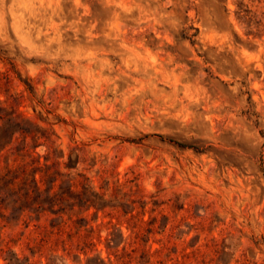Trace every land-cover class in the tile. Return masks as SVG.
<instances>
[{
    "label": "rangeland",
    "instance_id": "374dc122",
    "mask_svg": "<svg viewBox=\"0 0 264 264\" xmlns=\"http://www.w3.org/2000/svg\"><path fill=\"white\" fill-rule=\"evenodd\" d=\"M1 107L76 194L0 264H264V0H0Z\"/></svg>",
    "mask_w": 264,
    "mask_h": 264
},
{
    "label": "trees",
    "instance_id": "16d2710c",
    "mask_svg": "<svg viewBox=\"0 0 264 264\" xmlns=\"http://www.w3.org/2000/svg\"><path fill=\"white\" fill-rule=\"evenodd\" d=\"M27 123L29 120L21 113H9L7 109L0 108V217L4 218L10 207L22 215L37 212L39 219L45 214L56 215L61 221L53 222L51 226L58 235H62L68 224L64 217L68 215L72 220L74 215L68 213V207L72 195L76 194V184L65 190L62 186L65 182L59 184V178L64 175L56 165H41L40 159L34 157L41 144L39 137L28 132ZM29 136L35 143L33 146L26 141ZM19 137L24 139L20 144L17 141ZM72 164L70 158L68 168H75ZM78 176L87 181L83 174ZM80 184L86 189V183Z\"/></svg>",
    "mask_w": 264,
    "mask_h": 264
}]
</instances>
